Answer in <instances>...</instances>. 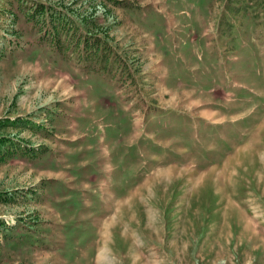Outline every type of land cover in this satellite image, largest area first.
Instances as JSON below:
<instances>
[{
	"label": "rangeland",
	"instance_id": "374dc122",
	"mask_svg": "<svg viewBox=\"0 0 264 264\" xmlns=\"http://www.w3.org/2000/svg\"><path fill=\"white\" fill-rule=\"evenodd\" d=\"M0 264H264V0H0Z\"/></svg>",
	"mask_w": 264,
	"mask_h": 264
},
{
	"label": "trees",
	"instance_id": "16d2710c",
	"mask_svg": "<svg viewBox=\"0 0 264 264\" xmlns=\"http://www.w3.org/2000/svg\"><path fill=\"white\" fill-rule=\"evenodd\" d=\"M43 12H45V9L44 8H42V12H41V10L37 13V17L36 18H38V17H40L41 15H43ZM32 19H34V18H32Z\"/></svg>",
	"mask_w": 264,
	"mask_h": 264
}]
</instances>
